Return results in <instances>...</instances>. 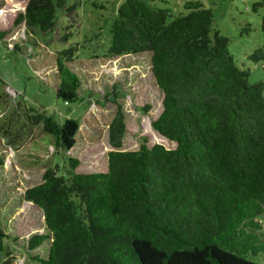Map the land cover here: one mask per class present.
<instances>
[{"label":"trees","instance_id":"obj_1","mask_svg":"<svg viewBox=\"0 0 264 264\" xmlns=\"http://www.w3.org/2000/svg\"><path fill=\"white\" fill-rule=\"evenodd\" d=\"M68 0H30L15 23L50 31ZM97 5V4H95ZM123 0L110 26L109 56L150 53L151 72L163 93L153 128L176 143L143 142L123 150L122 107L109 125L105 171H76L66 156L79 129L44 111L28 115L52 136L69 164L49 166L24 198L42 210L50 240L42 264H259L264 256V81L252 83L213 31V12L201 0ZM66 7V8H65ZM65 8V9H64ZM264 29V19L262 23ZM8 31L0 30V40ZM8 44V43H7ZM12 45V44H8ZM13 49L20 50L18 44ZM64 49L65 55L71 52ZM264 59V45L249 56ZM56 94L78 101V77L57 60ZM4 158L0 155V167ZM7 234L0 214V264Z\"/></svg>","mask_w":264,"mask_h":264},{"label":"rangeland","instance_id":"obj_2","mask_svg":"<svg viewBox=\"0 0 264 264\" xmlns=\"http://www.w3.org/2000/svg\"><path fill=\"white\" fill-rule=\"evenodd\" d=\"M30 0H0V30L8 31V44L0 40V214L7 234L3 262L42 264L50 240L29 249L35 234H47L42 210L24 198L28 187L42 181L44 171L56 166L59 174L69 168L65 156L56 151L52 136L28 115L36 110L53 115L58 121L75 118L79 129L66 156L79 160L76 171H105L109 125L119 103L125 117L123 150L176 143L152 126L162 109L163 93L151 72L150 53L109 56L110 26L123 0H68V10L59 9L50 31L15 23ZM184 0H173L178 9ZM212 9L213 31L229 38V49L237 64L250 71L252 83L264 81V59L254 62L252 52L264 45V0H201ZM97 4V5H95ZM72 49L65 55L64 49ZM79 80L78 101L66 104L56 94L57 60ZM35 109V111L32 110ZM264 225V215L259 217ZM264 264V256L255 258Z\"/></svg>","mask_w":264,"mask_h":264}]
</instances>
